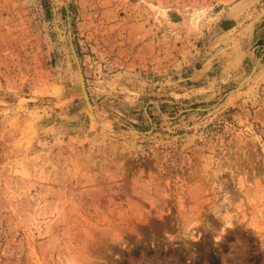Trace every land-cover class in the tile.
Masks as SVG:
<instances>
[{
	"label": "rangeland",
	"instance_id": "obj_1",
	"mask_svg": "<svg viewBox=\"0 0 264 264\" xmlns=\"http://www.w3.org/2000/svg\"><path fill=\"white\" fill-rule=\"evenodd\" d=\"M0 264H264V0H0Z\"/></svg>",
	"mask_w": 264,
	"mask_h": 264
}]
</instances>
